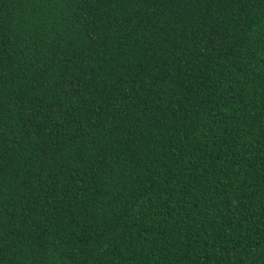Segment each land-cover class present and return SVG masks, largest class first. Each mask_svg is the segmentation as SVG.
<instances>
[{
    "label": "trees",
    "instance_id": "obj_1",
    "mask_svg": "<svg viewBox=\"0 0 264 264\" xmlns=\"http://www.w3.org/2000/svg\"><path fill=\"white\" fill-rule=\"evenodd\" d=\"M0 264H264V0H0Z\"/></svg>",
    "mask_w": 264,
    "mask_h": 264
}]
</instances>
